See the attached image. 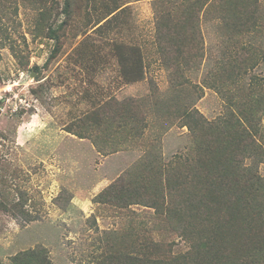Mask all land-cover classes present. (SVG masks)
<instances>
[{
  "label": "rangeland",
  "instance_id": "obj_1",
  "mask_svg": "<svg viewBox=\"0 0 264 264\" xmlns=\"http://www.w3.org/2000/svg\"><path fill=\"white\" fill-rule=\"evenodd\" d=\"M122 1L126 10L96 29L93 21L111 0H72L69 17L64 0H0V264H17L22 251L40 253L30 264H99L116 248L190 249L158 208L189 194L185 170L208 137L190 129L195 118L226 116V96L209 81L230 42L221 16L203 10L196 36L205 57L183 72L182 64L163 61L161 48L171 45L160 37L158 15L193 13V6ZM260 6L264 22V0ZM177 27L176 16L169 28ZM257 33L241 35L240 45L254 34L255 43L264 42ZM121 43L139 46L142 80L123 79ZM261 49L255 71L264 75ZM135 124L147 125L143 137L125 141ZM260 129L264 150V116ZM142 157L151 169L132 174ZM253 164L264 179V161L245 159ZM120 177L143 195L111 198Z\"/></svg>",
  "mask_w": 264,
  "mask_h": 264
},
{
  "label": "trees",
  "instance_id": "obj_2",
  "mask_svg": "<svg viewBox=\"0 0 264 264\" xmlns=\"http://www.w3.org/2000/svg\"><path fill=\"white\" fill-rule=\"evenodd\" d=\"M111 1L105 12L97 14L93 21L96 29L126 10L127 6H123L126 3L122 0ZM64 2L69 17L72 0ZM181 3H190L187 8L193 6L195 11L183 10L173 17L170 12L158 15L160 37L171 45L161 48L165 64H182L184 72L199 68L203 63L202 40L196 36L200 32L203 10L205 13L210 9L213 15L221 16L231 44L223 52L228 57L224 65L212 76L217 77L209 81L226 96V116L209 123L195 118V126L190 129H196L198 137L207 130L208 137L199 142L193 164L185 170L184 175L191 177L189 194L180 202L158 208L166 215L168 223L188 241L190 249L185 253L171 254L170 250L156 245L144 248L142 253L136 248H116L109 251L108 256H102L99 264H264V179L258 174L256 164L245 165L246 158L264 161L261 140L256 136L262 130L264 116V75L255 71L263 59V53L259 51L264 42L255 43L254 34L248 45H240L244 33H264L260 0H181ZM176 16L178 27L173 30L169 28V21ZM118 47L121 48L118 59L123 79L131 83L142 80L146 64L139 46L121 43ZM188 112L187 115L191 116ZM132 115L137 119L138 110ZM146 126L132 125L135 131L125 134V141L129 137L142 138ZM235 149L238 151L233 152ZM151 166V162L147 165L142 157L132 174L145 173ZM125 180L120 177L112 183L110 197L118 200L140 198L143 194L131 192L124 184ZM179 188L183 195L184 189ZM39 255L22 251L14 259L17 264H30L32 259L38 260Z\"/></svg>",
  "mask_w": 264,
  "mask_h": 264
},
{
  "label": "crops",
  "instance_id": "obj_3",
  "mask_svg": "<svg viewBox=\"0 0 264 264\" xmlns=\"http://www.w3.org/2000/svg\"><path fill=\"white\" fill-rule=\"evenodd\" d=\"M123 6H126V5H123ZM123 6H122V7H123Z\"/></svg>",
  "mask_w": 264,
  "mask_h": 264
}]
</instances>
